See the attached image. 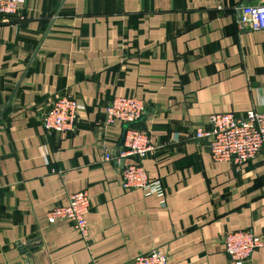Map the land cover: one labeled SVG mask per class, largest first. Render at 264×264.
<instances>
[{"label":"crops","instance_id":"1","mask_svg":"<svg viewBox=\"0 0 264 264\" xmlns=\"http://www.w3.org/2000/svg\"><path fill=\"white\" fill-rule=\"evenodd\" d=\"M61 3L25 0L0 21V264H131L154 249L169 264H234L227 233L264 239V154L216 161L193 135L211 114L264 110V30L240 28L264 0H66L57 15ZM63 93L84 109L74 131L48 133ZM116 96L146 103L145 158L119 157L126 127L105 124ZM138 160L166 203L123 187ZM76 192L91 198L87 238L47 219ZM246 264H264V246Z\"/></svg>","mask_w":264,"mask_h":264},{"label":"built area","instance_id":"2","mask_svg":"<svg viewBox=\"0 0 264 264\" xmlns=\"http://www.w3.org/2000/svg\"><path fill=\"white\" fill-rule=\"evenodd\" d=\"M25 0H0V21L19 15ZM242 30H264V5H248L242 8ZM84 105L69 93L55 96L43 117V126L48 133L74 131ZM146 112V103L136 97L116 96L106 107L105 124L116 122L125 125L123 149L119 157L145 158L151 151L149 134L138 125ZM209 129H198L193 138L208 140L209 151L216 161L244 164L259 154H264V110H250L242 115L214 113L209 115ZM107 157H111L109 154ZM122 185L126 189H142L146 196L156 195L166 203V189L162 181L150 180L141 160L124 166ZM91 198L87 192L69 195L68 204L60 205L47 213L50 223L68 220L76 231L87 238L89 224L87 215ZM225 252L234 264H246L255 250L264 246V239L250 229L229 232L224 237ZM131 264H169L163 252L154 249L133 258Z\"/></svg>","mask_w":264,"mask_h":264},{"label":"water","instance_id":"3","mask_svg":"<svg viewBox=\"0 0 264 264\" xmlns=\"http://www.w3.org/2000/svg\"><path fill=\"white\" fill-rule=\"evenodd\" d=\"M65 1H66V0H62V3H61V6H60V8H59V10H58V12H57V15L59 14V12H60V10H61L63 4L65 3ZM39 49H40V47H39L38 50L35 52L33 59H34V58L36 57V55L38 54ZM33 59H32V60H33Z\"/></svg>","mask_w":264,"mask_h":264}]
</instances>
